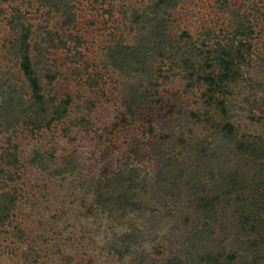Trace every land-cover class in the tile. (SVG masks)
Masks as SVG:
<instances>
[{
  "label": "rangeland",
  "instance_id": "374dc122",
  "mask_svg": "<svg viewBox=\"0 0 264 264\" xmlns=\"http://www.w3.org/2000/svg\"><path fill=\"white\" fill-rule=\"evenodd\" d=\"M154 1L0 0V105L14 97L22 99L19 109L30 107L17 48L22 35L43 95L68 102L62 116L49 112L44 121L15 113L10 122L0 109V204L5 191L15 197L1 214L0 264H192L184 219L195 216L187 189L158 176L160 147L179 159L183 182L196 147L208 143L216 154L197 163L201 179L211 186L212 173L238 171L241 200L221 195L214 212L207 245L214 253L243 255L248 240L261 239L251 224L264 223V165L258 170L221 131L193 116L206 107V85L190 78L180 59L190 56L200 69L207 51L241 46L238 77L215 93L227 106L220 117L233 125L235 139L264 142V0H175L162 7L170 53L168 46L154 48L141 29ZM11 17H18L14 27ZM117 40H144L141 63L114 64L108 48ZM181 138L193 148H182ZM128 174L142 207L104 203L99 191H118Z\"/></svg>",
  "mask_w": 264,
  "mask_h": 264
},
{
  "label": "trees",
  "instance_id": "16d2710c",
  "mask_svg": "<svg viewBox=\"0 0 264 264\" xmlns=\"http://www.w3.org/2000/svg\"><path fill=\"white\" fill-rule=\"evenodd\" d=\"M49 0H47L48 2ZM175 0H155L152 7L149 9L152 12V17H149L144 21V27L141 29H146L145 39H152L154 41V48L158 50L164 49L168 46V53L175 50L171 38H168L166 32V21L160 16L158 10H161L162 7L171 8L174 5ZM66 3L63 2V6L66 7ZM70 17V16H69ZM68 19L70 20V18ZM134 18H138V14L134 13ZM18 17H11L9 20L10 25L14 27V23H17ZM138 23V21H135ZM15 23V24H16ZM21 28L22 32L24 29L23 23L20 22L17 28ZM23 34V33H22ZM21 34V35H22ZM25 36L22 35V38L18 45V50L20 52L19 56L21 57V69L24 72V75L28 81L29 87L32 92L30 98V107L28 109H19L22 108V99L18 100V103H15L17 100L14 97L7 98L0 105V109L4 113V120L13 121V116L15 113H20L24 116L35 118L36 120H46V116L49 112H52L56 117L62 116L66 111V106L68 104L67 100H58L55 104V100L51 97H45L42 93L40 80L36 76L35 70L32 68L31 58L26 49ZM143 41H137L134 46L127 44H121L117 40L113 46L108 48L109 58L118 66H122L125 60L141 63V55H143ZM15 44L12 43V46ZM25 47L23 48V46ZM241 46L238 49H232L229 47H217L212 51H207L204 59L202 60L200 69L194 67V63L191 60L190 56L181 58V63L184 66V72L197 81H202L206 85L204 95H205V105L206 107L200 111L198 114L193 116L198 120H203L212 124L218 132L221 131L222 135L225 138H228L236 150L243 152L242 154L249 157L248 160L259 163L258 170L264 165V142H258L253 140L240 141L235 139L233 125L225 120L224 116L226 112V102L224 99H220L215 93L221 92L223 89L228 87V83L234 81L238 77L237 61L241 56ZM234 51V52H233ZM121 63V64H120ZM200 65V64H199ZM21 104V105H20ZM208 105V106H207ZM214 105V106H212ZM234 138V139H233ZM202 143V142H200ZM198 143V144H200ZM179 144L181 147H190L186 145L184 141L180 140ZM197 146L198 150L195 153V162L193 161L191 166L187 164L186 170L188 176L186 182L182 181L184 169L176 167L179 162V159L176 156L171 155L172 152H165L162 148L157 149V158L159 162V171L158 176L161 174H167V178L171 179L174 188L177 184L184 186L187 191L185 194L186 201L189 203L188 208L192 210L195 219L190 218V215L186 216L185 223L189 225V241H190V251L186 254V259L192 264H196L194 261L197 259L199 264H249L248 256H251V259L259 261L264 259V247L261 245L264 244V223L258 221L257 219H252L251 227L256 230L261 237L260 240H255V242L250 243L248 240L246 247L244 248V254L239 255L235 251L227 252L223 254L221 252L214 253L207 245L210 240H213V221L214 212L218 207L220 196L221 195H230L235 194L236 200H241V180L238 171L226 172L223 169V172L217 174L212 173L211 180L212 185L204 179H201L196 167H198V162L207 161L208 157L216 154L215 151H210L209 143L205 146V150ZM204 150V151H203ZM178 154L180 151L177 152ZM12 153H6V156H10ZM13 156V155H12ZM202 166V165H201ZM200 176V177H199ZM166 178V179H167ZM215 178V179H214ZM128 184L126 186H121L123 188L118 191H112L110 194L103 193L99 191V197L105 203L114 204L117 208L126 210L130 209H139L142 207L140 200L137 199L136 193L133 192V189L136 187V183L132 175L128 174L126 177ZM110 186V185H109ZM230 187V188H229ZM226 188V190H223ZM178 193H171L175 198L181 196L182 190L177 188ZM3 197L5 201L0 204V224L2 223L3 217L6 215H1L7 213L13 206L15 197L8 194ZM227 196V198H229ZM105 197V198H104ZM256 197V196H255ZM255 201H259L258 197L254 198ZM244 214V213H242ZM241 214V215H242ZM253 218H256L253 215ZM263 237V238H262ZM244 243V241H241Z\"/></svg>",
  "mask_w": 264,
  "mask_h": 264
}]
</instances>
